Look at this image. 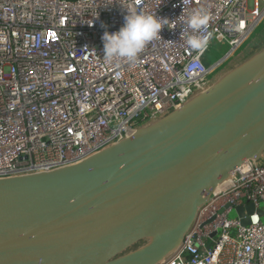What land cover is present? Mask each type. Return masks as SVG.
I'll return each instance as SVG.
<instances>
[{"label": "built area", "instance_id": "built-area-1", "mask_svg": "<svg viewBox=\"0 0 264 264\" xmlns=\"http://www.w3.org/2000/svg\"><path fill=\"white\" fill-rule=\"evenodd\" d=\"M120 6L171 22L134 61L110 64L100 23L117 31ZM196 9L207 19L193 31ZM263 19L264 0H0V179L79 163L180 109L210 86V46L229 59ZM188 35L206 44L190 48ZM249 204L247 224L229 218ZM263 219L264 160H249L158 264H264Z\"/></svg>", "mask_w": 264, "mask_h": 264}, {"label": "water", "instance_id": "water-1", "mask_svg": "<svg viewBox=\"0 0 264 264\" xmlns=\"http://www.w3.org/2000/svg\"><path fill=\"white\" fill-rule=\"evenodd\" d=\"M263 154L264 48L129 139L0 179V264H158L211 192ZM253 211L235 209L242 225Z\"/></svg>", "mask_w": 264, "mask_h": 264}, {"label": "clouds", "instance_id": "clouds-1", "mask_svg": "<svg viewBox=\"0 0 264 264\" xmlns=\"http://www.w3.org/2000/svg\"><path fill=\"white\" fill-rule=\"evenodd\" d=\"M120 8L124 12L123 25L117 31L109 32L108 26L100 23V27L104 29L101 36L103 58L110 64L124 59L134 61L150 42L161 39L159 33L171 22L167 17L144 14L131 6ZM206 19V12L196 9L190 13L186 22L195 31L206 23ZM186 44L190 48L199 49L206 44V40L202 36L188 35Z\"/></svg>", "mask_w": 264, "mask_h": 264}, {"label": "rangeland", "instance_id": "rangeland-1", "mask_svg": "<svg viewBox=\"0 0 264 264\" xmlns=\"http://www.w3.org/2000/svg\"><path fill=\"white\" fill-rule=\"evenodd\" d=\"M263 40H264V19L255 28V30L248 38V40L245 43H243V45L229 59L224 60L223 58L228 50L227 45L226 44L219 45L213 43L210 46L209 52L206 54L204 61L207 65H214L216 62H220V64L217 68H215L213 72H211L212 75L208 77V79H211L210 85L217 82L220 78H222L227 72L233 69L241 61L242 62L246 61L247 59L252 57L254 54L250 55L249 53L253 49H256L263 42ZM237 217L238 216L235 211H232L229 214V218L231 219H236ZM263 223H264V219H263Z\"/></svg>", "mask_w": 264, "mask_h": 264}, {"label": "trees", "instance_id": "trees-1", "mask_svg": "<svg viewBox=\"0 0 264 264\" xmlns=\"http://www.w3.org/2000/svg\"><path fill=\"white\" fill-rule=\"evenodd\" d=\"M262 48H264V40H263V42H262V43H261L256 49H253L249 54H250V55H253V54L259 52ZM223 55H224V54H223ZM223 55H222V56H223ZM241 62H242V61H241ZM241 62H240V63H241ZM146 243H147L146 240L139 242L138 244H136V245L133 246L132 248L128 249L125 253H123V255H124V254H127V253H129V252H132V251H134V250H136V249H138V248L144 246Z\"/></svg>", "mask_w": 264, "mask_h": 264}, {"label": "bare ground", "instance_id": "bare-ground-1", "mask_svg": "<svg viewBox=\"0 0 264 264\" xmlns=\"http://www.w3.org/2000/svg\"><path fill=\"white\" fill-rule=\"evenodd\" d=\"M226 183H227V181H224L223 183H221V184L217 187V189H218V188H221V187H223V186H225Z\"/></svg>", "mask_w": 264, "mask_h": 264}, {"label": "crops", "instance_id": "crops-1", "mask_svg": "<svg viewBox=\"0 0 264 264\" xmlns=\"http://www.w3.org/2000/svg\"><path fill=\"white\" fill-rule=\"evenodd\" d=\"M262 158L264 159V154H263V157Z\"/></svg>", "mask_w": 264, "mask_h": 264}]
</instances>
